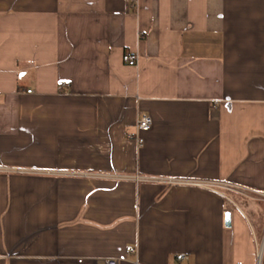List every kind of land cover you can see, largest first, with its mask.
I'll list each match as a JSON object with an SVG mask.
<instances>
[{
	"label": "crops",
	"instance_id": "crops-1",
	"mask_svg": "<svg viewBox=\"0 0 264 264\" xmlns=\"http://www.w3.org/2000/svg\"><path fill=\"white\" fill-rule=\"evenodd\" d=\"M0 166V264H264V0H0Z\"/></svg>",
	"mask_w": 264,
	"mask_h": 264
},
{
	"label": "built area",
	"instance_id": "built-area-1",
	"mask_svg": "<svg viewBox=\"0 0 264 264\" xmlns=\"http://www.w3.org/2000/svg\"><path fill=\"white\" fill-rule=\"evenodd\" d=\"M138 0H128L129 6L135 8L137 5ZM122 60L127 65H135L137 63V56L136 54L131 53H125L122 55ZM28 93L31 92V90H27ZM152 124V117L149 114L144 113H138L135 128L136 132L134 137V140L136 141L138 146H141L143 144L144 138L142 137V133L147 132ZM0 172H23V173H35L39 175L43 174H56L60 175L63 174L62 171H51V170H44V169H20V168H12V167H6V166H0ZM70 174H83L84 173H70ZM90 177H100V178H111V179H122V178H132L135 180H147V181H155L160 182L164 184H184V185H194L199 187H205L212 190H231L236 192H242L244 189L238 185L220 182V181H208V180H194V179H179V178H172V177H146V176H125V175H119L114 173H99V174H89ZM126 251L130 252L132 251L131 247H126ZM103 264H118V259H103Z\"/></svg>",
	"mask_w": 264,
	"mask_h": 264
},
{
	"label": "water",
	"instance_id": "water-1",
	"mask_svg": "<svg viewBox=\"0 0 264 264\" xmlns=\"http://www.w3.org/2000/svg\"><path fill=\"white\" fill-rule=\"evenodd\" d=\"M225 224L228 226L230 224V213L225 214Z\"/></svg>",
	"mask_w": 264,
	"mask_h": 264
}]
</instances>
